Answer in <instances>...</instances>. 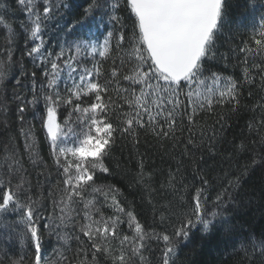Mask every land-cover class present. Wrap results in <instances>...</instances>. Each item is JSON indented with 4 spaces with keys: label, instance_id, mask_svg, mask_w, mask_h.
<instances>
[{
    "label": "snow or ice",
    "instance_id": "snow-or-ice-1",
    "mask_svg": "<svg viewBox=\"0 0 264 264\" xmlns=\"http://www.w3.org/2000/svg\"><path fill=\"white\" fill-rule=\"evenodd\" d=\"M6 2L0 0V25L8 33L0 83L15 80L13 102L33 166L43 161L34 125L25 128V116L30 108L41 109L40 128L57 171L55 181L51 173L40 172L34 185L21 157L15 152L4 157L8 163L0 175V226L12 229L32 250L31 258L25 253L10 264H176L181 245L204 242L217 225L227 226L226 235L233 233L231 218L247 206L240 189L250 172L264 169V14L249 41L220 54L225 62L231 56L240 65L241 76L234 77L207 67L217 58V37L228 23L227 0H88L85 7L66 0H12L26 17L21 25L27 34L23 55L35 65L29 71L21 63L17 75L12 72L17 34L8 22ZM65 10L72 19L61 30L79 38L53 51L46 47L44 33L50 22L66 17ZM105 17L112 28L103 42L84 39ZM96 56L111 59L107 73L100 61L87 66L89 57ZM246 86L260 92L250 106L242 103ZM253 95L250 90L248 96ZM85 98L92 99L85 103ZM242 108L253 114L247 127L254 136L242 138L234 149L248 155V162L238 168L229 162L216 176L198 170L197 153L207 149L215 154L226 116L238 115ZM61 109L67 113L62 121ZM142 133L171 148L169 155L176 160L160 186L173 199L165 204L148 200L153 216H159L154 220L159 231L122 205L118 188L96 182L98 173L110 174L106 161L117 138L129 139L137 148ZM232 158L231 153L226 157ZM186 160L192 165L191 180L185 174ZM139 167L135 184L151 197L155 174L145 171L143 160ZM9 213L19 219L10 223ZM45 233L57 238L55 259L43 251ZM239 243L241 264H264V230L245 235Z\"/></svg>",
    "mask_w": 264,
    "mask_h": 264
},
{
    "label": "trees",
    "instance_id": "trees-1",
    "mask_svg": "<svg viewBox=\"0 0 264 264\" xmlns=\"http://www.w3.org/2000/svg\"><path fill=\"white\" fill-rule=\"evenodd\" d=\"M69 5H79L82 7L87 6L88 0H66ZM6 7L8 8V22L11 23L13 31L17 34L15 44L12 48L13 67L12 72L19 74V65L24 64L25 68L29 71L35 69L32 60L23 55L26 51V38L27 34L24 33L22 23L26 22V17L12 2L7 0ZM82 7L79 9L82 11ZM66 17L59 21L50 22L48 29L44 33L46 40V47L50 50H58V45L65 41L78 39L79 36H68L61 29L63 24L72 19L69 10H65ZM120 15L127 17V12L121 10ZM264 14V0H227V19L228 23L225 25L223 31L217 37V58L209 61L207 67L211 71L220 72L224 75H231L234 77L241 76V67L234 57L225 62L220 54H229L231 48H238L242 46V41L247 42L253 35V26H259L260 17ZM60 27H57V23ZM131 20H126L129 32L131 30ZM100 24V25H99ZM93 25L91 33L100 29L99 36L95 39L96 43L104 40V34L111 30L112 25L108 23V18L105 17L102 23ZM101 29H105L102 32ZM8 33L3 25H0V58H4V51L6 48V37ZM84 39H88L89 35L84 34ZM29 43H31L29 41ZM114 56V53H113ZM96 61L102 64V70L107 73L111 68V59L104 60L99 56L89 57L87 63L88 67ZM38 72V70H37ZM39 77V72H38ZM104 77H101L103 80ZM15 80L6 78L0 83V175L6 170L7 163L4 157L10 153L21 157L23 166L28 170L33 184L35 185V178L40 172L45 175L51 173L53 181L57 179V171L53 166L49 143L45 138L44 133L40 128L39 113L40 108L29 109L25 116L28 125H34V136L36 147L43 164L33 166L29 159L26 147L25 137L21 134V122L18 119L16 104L13 102ZM63 87V83L61 84ZM253 91L252 97L248 96L249 91ZM260 95V92L255 87H245L243 89L242 103L245 105H252ZM94 98V97H92ZM92 98H85V103ZM66 111L61 109L60 119L66 115ZM252 112L242 108L238 115L228 114L226 116L227 125L221 136L217 137L218 143L216 145L215 154H210L207 149L202 153H197L195 167L207 171L211 176H216L221 173V168H227L229 162L233 167L243 166L248 162L249 156L246 154H237L234 145H238L240 140L245 137L254 136V133L248 129L247 124L252 118ZM215 117L208 119L209 125L213 124ZM218 127V126H217ZM211 133H209L210 135ZM140 144L137 148H133L129 139L117 138V142L112 147L110 157L106 163L110 168V174L98 173L97 184L105 186H115L120 190V195L117 197L123 206L131 207L137 214V218L141 223L145 224L148 228H157L159 226L155 221L159 220V216H153L151 205L148 203L152 199L157 204H165L173 199L172 194L165 188H161V184L167 181L169 170H174L176 167V160H173L169 153L172 151L169 147H160L153 137L150 135L145 137L141 134ZM259 151V145L256 146ZM7 150V152H6ZM232 154V159L229 161L226 157ZM202 156V158H201ZM179 159V157H177ZM143 160L146 172L154 173L152 177V187L156 190L153 195L148 196L147 192L141 187L136 186L134 177L140 171V161ZM187 167L185 174L189 180L192 179V165L185 161ZM43 180V177H41ZM214 197L215 193H210ZM240 197L247 204L246 207L233 215L231 218L232 226L235 231L227 234V226L217 225L213 232L207 234L204 242L198 244H189L187 247L181 245L178 250L176 264H241L243 252L239 241L245 235L254 233L259 235L264 230V169L255 168L246 177V182L240 189ZM250 202V203H249ZM208 207H212L211 199L208 202ZM106 213L111 214V209H104ZM19 219V214L9 213L7 220L11 223ZM125 231H127L126 226ZM19 229H17L18 231ZM193 232L199 237L201 233L197 229ZM238 234V235H237ZM236 243H233V241ZM57 238L55 235H48L45 233L43 241V251L46 258L51 257L55 259V250L57 249ZM195 247V251L193 248ZM27 254L29 258L32 257V250L26 244H21L16 233L10 229L0 226V264H10L11 259H15L21 255Z\"/></svg>",
    "mask_w": 264,
    "mask_h": 264
},
{
    "label": "rangeland",
    "instance_id": "rangeland-1",
    "mask_svg": "<svg viewBox=\"0 0 264 264\" xmlns=\"http://www.w3.org/2000/svg\"><path fill=\"white\" fill-rule=\"evenodd\" d=\"M100 25V24H99ZM100 29L98 28V30L94 31L91 33V35H89L88 40H91L93 43L95 42V39L99 36V31ZM102 32H105V29H101ZM106 33L103 35L105 37Z\"/></svg>",
    "mask_w": 264,
    "mask_h": 264
}]
</instances>
